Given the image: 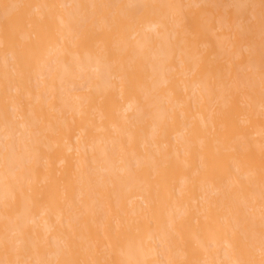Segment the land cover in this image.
<instances>
[{"label":"bare ground","instance_id":"bare-ground-1","mask_svg":"<svg viewBox=\"0 0 264 264\" xmlns=\"http://www.w3.org/2000/svg\"><path fill=\"white\" fill-rule=\"evenodd\" d=\"M0 264H264V0H0Z\"/></svg>","mask_w":264,"mask_h":264}]
</instances>
